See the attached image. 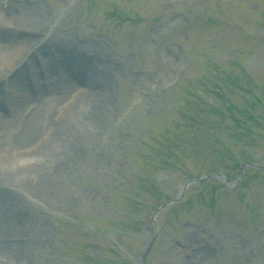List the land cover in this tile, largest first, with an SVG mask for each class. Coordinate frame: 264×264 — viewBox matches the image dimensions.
Wrapping results in <instances>:
<instances>
[{"label": "rangeland", "instance_id": "1", "mask_svg": "<svg viewBox=\"0 0 264 264\" xmlns=\"http://www.w3.org/2000/svg\"><path fill=\"white\" fill-rule=\"evenodd\" d=\"M168 1H174L171 10L161 5ZM193 1L7 0L8 8L3 9L0 0L1 81L8 78L5 59L18 57V48L39 43L42 35L47 46L49 40L62 42L65 47L71 45L68 40L91 44L87 50L106 57L111 76H118L117 83L111 84L107 74L99 85L93 77L94 112L83 116L85 122L98 128L95 134L92 127L83 129L78 124L82 95H93L87 88L82 93L76 90L78 82L73 79H79L78 74L73 75L70 87L48 84L38 92L26 91L29 98L16 112L9 107L5 113L0 112V154L4 152L0 159L6 161L3 168L10 166L14 172L13 163L18 158L26 159L33 173L39 169L49 178L52 164L57 163L54 179L50 182L43 176L32 192L17 171L9 177L0 170V185L14 189L16 201L12 206L18 213L17 223L10 226L12 221L5 220L0 225L2 263L138 264L155 227V239L144 264H264V170L240 167L241 160H248L251 153L254 162L264 164V148L253 152L256 148L248 143L246 150L243 147L239 151L237 142L247 134L236 124L243 123L239 116L258 126L264 127V122H254L236 111L223 122L217 121L223 116L224 106L214 91L206 92L213 85L225 103L228 99L242 113L250 112L255 102L264 103V28L258 25L263 21H251L253 14L264 11V0H259L260 7L254 12L249 1L238 4L232 0L224 5L223 0L212 7L213 0ZM113 8L130 16L118 29L107 25L112 17L108 11ZM135 11L144 18L142 21L132 19ZM205 12L206 18L224 22L226 27L209 22L205 28H191ZM183 14L191 24L183 22ZM233 27L241 31L252 27V39L245 41V35L239 37ZM10 29L31 32L32 40L10 43L9 37L15 32ZM182 31L192 36L184 44L183 54L179 49ZM214 41L215 48L209 49L207 43ZM223 42H230L232 48ZM108 43L112 47L101 50ZM227 57L226 75L213 74L214 63ZM185 60L189 67L180 72ZM51 71L59 76H72L73 72L67 60L55 64ZM22 75L21 81L25 79ZM176 76L179 82L171 85ZM39 77L46 79L45 75ZM189 79L195 88L190 87ZM44 84L46 87L47 82ZM231 84H236L238 95L228 91ZM51 94L56 99L47 104L45 100ZM239 94L246 96L247 105L238 104ZM41 103L49 108L44 121L35 127L37 133L23 143L16 141L23 121ZM173 118L187 125L173 124L169 121ZM164 121H168L167 127L162 125ZM212 136L224 141L220 153H213ZM164 167L171 171L162 170ZM215 167L229 176L240 169L239 177L230 181L237 183L236 190L227 189L219 180L222 178L214 176L212 182L188 183L179 192L180 182ZM254 182L256 187L251 186ZM144 190L153 193L143 195L145 204L139 198ZM174 198V204L169 205ZM12 206L2 202L0 214L8 217ZM211 206L212 215L208 214ZM243 206L249 208L248 215L244 214L248 221L245 228L239 218ZM143 209H149L147 217L156 210L155 226L150 231L141 227ZM75 210L76 215L71 217ZM249 222L253 224L250 233ZM113 225L116 230L111 229ZM255 226L260 229L254 231ZM119 233L122 241L117 243L115 236ZM10 242L15 251L2 246ZM51 244L56 247L54 254L47 251ZM95 250L100 251L97 259L92 257Z\"/></svg>", "mask_w": 264, "mask_h": 264}, {"label": "bare ground", "instance_id": "2", "mask_svg": "<svg viewBox=\"0 0 264 264\" xmlns=\"http://www.w3.org/2000/svg\"><path fill=\"white\" fill-rule=\"evenodd\" d=\"M49 42H50L49 43L50 46H52V49H55L57 51L56 52V55H57L56 60H62V61L68 60L71 62L73 61V51L72 50L65 49L64 46L61 44V42H58V41L55 42V41H51V40H49ZM88 43H91V41ZM47 44L48 43L45 42L44 44L38 45L36 48L33 46H35L37 44H32V46H29V47L26 46L23 50H22V48H18V53L21 51L18 57H16V58H10L9 57V58L5 59V60H7L6 72L8 74H11V72H12V75L10 76L9 81H10V83L16 82V85H11V86L6 85L5 89H6V93L8 94L6 102H8V104H9L8 107L13 108V110L15 112H16L15 109L19 108L21 103H23V101L25 99L29 98V95L27 94L25 87L22 85V81L20 80V76L24 73V63H28L27 66L29 68V71L34 76L33 81H32V85L34 86V89H37V92L41 91L43 89V87L47 88L49 85H52V84L53 85H64V84L65 85H67V84L71 85L72 84L71 78L73 76L72 77L69 76V78H68V76H65V75H62V76L58 75L57 76L54 74L53 71H51V66L55 60L53 58V51H51V53H50V51L49 52L47 51L48 47H49V45L47 46ZM83 44H82L83 49H84V47H86V49H87V46L91 45V44H87L86 42H83ZM90 49H92V47L89 48V50ZM32 52H34V53H32ZM30 53H32V54H30ZM27 54L32 55V57H26ZM33 54L36 55V57H37L36 60H40L41 64L44 65L45 68L47 67L46 68V76L48 78L47 77L46 78L49 79V81H48L49 85H47L46 87L42 84V81H41L42 79L36 75V71L34 69L35 61H34ZM83 58H85V56H83ZM86 59H87V57H86ZM74 65L79 69L80 73H85L87 75L86 77L88 79L87 78H85V79L90 80V81L93 79L94 73L90 70L89 67H86L84 65V61H76V62L74 61ZM76 80H74V81L76 82ZM76 87L80 91L87 90L86 89L87 86L85 85V83L78 82ZM3 89H4V87H3ZM2 96L3 95H1V92H0V105L2 107H5V101H4V98H2ZM52 99H56L53 94L49 95L48 99L45 100V102H47V104H49ZM94 99H95L94 94L89 95L87 93L85 95H82V99L80 100V104L78 106L79 117L77 120H78L79 126L81 128L83 126V129H84V126L89 127L92 124L91 122H85V120H84L85 118L83 116V113H86L85 115H88V114L94 112V105L96 104V102H94ZM44 103H41L40 108L31 112L25 118V120L22 123L23 128H22L21 132L19 133L18 138H16V141L19 140V142L22 141V143H23L24 141H26L30 137H32L34 132L37 133L38 129L36 130L35 127L40 125L44 121L45 116L48 112V108H49V105L44 104ZM13 121H16V119H14ZM92 126H93V124H92ZM92 126H90V127H92ZM92 128L95 129V131L93 133V134H95V132L97 131L98 128L97 127L96 128L92 127ZM90 132H92L91 129H90L89 133ZM42 157L44 158V160H47V159H45L46 156L42 155ZM47 158H48V156H47ZM1 161H2V159H0V170L1 171L3 170L4 172H6V174L9 173L8 174L9 177L12 176V174H15L17 171L19 177L25 178L26 183H27V190L29 192H32L34 189H36L35 183L36 182L40 183V180L43 178V176L45 178L44 180H47V178H48V174L46 173V175H45L44 171H40L39 169H37V171L33 173V167H31L27 163L26 159L18 158L17 166H16L14 172L10 171V169H9L10 166H9V168H3L1 165L6 164V161H3V162H1ZM40 164H42V163H40ZM52 165H53V167H52L53 174H52V172H49L50 176L48 178V180L50 182L54 179V172L57 169V163H53ZM40 167H41V165H40ZM6 169H9V171ZM10 173H11V175H10ZM12 193H14V189L11 188L10 186H0V206H1L2 202L8 203L11 206L14 205L15 200H13V199L15 197L12 195ZM10 195H12V200L10 198ZM17 219H18V213H16V211L13 210V206H12V208L10 209V213H9L8 217L2 216L0 214V225H2V223L5 220H9V221H12L10 224V226H11L13 223L14 224L17 223ZM2 246L7 247L11 251H15L14 249H12L13 244L4 243ZM5 250L7 251V249H5ZM55 251H56V249L54 250V252ZM54 252H53V254H54Z\"/></svg>", "mask_w": 264, "mask_h": 264}]
</instances>
